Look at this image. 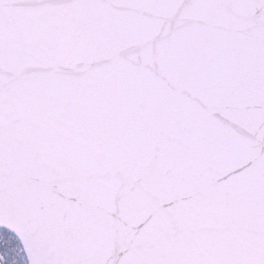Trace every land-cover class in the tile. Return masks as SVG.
Here are the masks:
<instances>
[{"label": "snow or ice", "instance_id": "snow-or-ice-1", "mask_svg": "<svg viewBox=\"0 0 264 264\" xmlns=\"http://www.w3.org/2000/svg\"><path fill=\"white\" fill-rule=\"evenodd\" d=\"M0 264H264V0H0Z\"/></svg>", "mask_w": 264, "mask_h": 264}]
</instances>
